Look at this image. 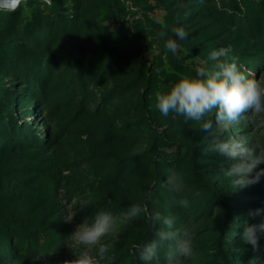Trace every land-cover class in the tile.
<instances>
[{"label":"rangeland","instance_id":"rangeland-1","mask_svg":"<svg viewBox=\"0 0 264 264\" xmlns=\"http://www.w3.org/2000/svg\"><path fill=\"white\" fill-rule=\"evenodd\" d=\"M18 9L0 7V264L59 256L56 264H65L83 251L70 236L85 219L144 203L174 217L175 228L191 227L195 255L184 264H224L222 250L233 264H264V232L256 251L242 240L246 225L264 223V176L235 189L225 175L233 161L210 150L203 121L156 106V93L180 78L216 70L225 58L209 54L219 47L231 46L227 59L237 57L239 71L264 84V0H27ZM177 27L188 36L173 54L165 44ZM215 111L204 120L217 138L264 153V112L225 128ZM4 140L20 146L5 150ZM170 171L183 178L186 208L173 203ZM224 222L232 228L220 244ZM153 239L141 215L102 240L111 261L96 248L90 255L98 264H167L170 242L158 250L162 258L139 259L135 246Z\"/></svg>","mask_w":264,"mask_h":264},{"label":"clouds","instance_id":"clouds-1","mask_svg":"<svg viewBox=\"0 0 264 264\" xmlns=\"http://www.w3.org/2000/svg\"><path fill=\"white\" fill-rule=\"evenodd\" d=\"M51 3V0H45ZM172 32L176 39H167L165 47L176 54L179 49V41L187 39L188 34L183 28H173ZM166 30L157 33L158 38H164ZM231 46L219 47L209 54V59L222 62L216 65V70L199 68L195 78L184 76L174 83L167 93H156L157 108L162 115L167 116L170 112L182 116L185 122L203 121L201 130L214 137L211 151L233 161L225 170V175L231 177V183L235 189H243L259 182L264 176V169L254 173L258 165L264 163V153L257 154V146L249 145L244 141H226L216 137L213 130L212 120L204 118L215 109V123L219 127H229L241 122L248 112L260 114L264 112V84L256 79H251L241 73L238 69L237 57H229ZM246 118V117H245ZM169 190L175 193L173 203L179 207H188L189 201L182 195L184 182L180 174L169 172L166 180ZM151 198L152 193L149 192ZM86 200L80 201V207H87ZM261 209L250 212L251 216L261 213ZM141 215L149 222L150 230L154 231L156 239L143 245H136L139 259L152 261L157 258L158 250L168 243L165 258L167 264H184L195 255L191 227L175 228V218L162 216L159 211L149 210L147 203L132 204L119 215L110 211L100 210L89 222L78 225L71 234V239L77 247L83 248L79 256L65 264H98V261L90 255L92 249L96 248L100 260L111 261L113 257L108 256L111 245L102 243L107 236H115L119 230ZM72 220V219H71ZM71 220L67 221L70 222ZM162 224L164 229L157 230V225ZM258 232H264V223L259 225H246L243 230L242 240L250 244L254 251L258 250Z\"/></svg>","mask_w":264,"mask_h":264},{"label":"trees","instance_id":"trees-1","mask_svg":"<svg viewBox=\"0 0 264 264\" xmlns=\"http://www.w3.org/2000/svg\"><path fill=\"white\" fill-rule=\"evenodd\" d=\"M20 11V9H17V10H15V11H11L10 13H17V12H19ZM3 114L6 116V115H10V116H14L13 114H11V113H9V112H7V111H4L3 112ZM13 119H14V117H13ZM5 141V143H3L2 145H3V148H5V150L6 149H10V147H13V146H15V147H19L20 146V144H18V145H12V144H10L9 142H7V140H4ZM207 142H209L210 144H213V142H214V138H211L209 141H207ZM194 162H195V160H193ZM114 173V172H113ZM110 179H112V178H110ZM109 179V180H110ZM160 182V181H159ZM210 190H211V192L213 193V195L214 196H218V198L221 200V202L220 203H222L224 206H226L227 205V201H226V199H224L223 197H222V195H221V190L217 187V185L216 184H212V183H208V184H205ZM157 187H159V185L157 186ZM259 225V224H258ZM232 228V225H231V223H223L221 226H220V229H221V238L219 239V243L220 244H222L224 241H223V239L222 238H225L224 236L226 235V234H228L229 233V231H230V229ZM221 254H222V258H223V261H224V264H233L232 263V261H231V259H230V257H229V255H228V253L226 252V251H221ZM163 256L162 255H159L158 256V258H162ZM60 259V256L57 258V260H55V259H51V263L52 264H56V263H58V260ZM134 259V263L133 264H139L137 261V259L136 258H133Z\"/></svg>","mask_w":264,"mask_h":264},{"label":"built area","instance_id":"built-area-1","mask_svg":"<svg viewBox=\"0 0 264 264\" xmlns=\"http://www.w3.org/2000/svg\"><path fill=\"white\" fill-rule=\"evenodd\" d=\"M20 1L21 0H19L17 3H13V4H11V5H8L7 4V2H8V0H0V7L2 8H8V9H11V11L12 10H16V9H18V7H19V4H22L23 2H26V1H22L21 3H20ZM6 6V7H5Z\"/></svg>","mask_w":264,"mask_h":264},{"label":"bare ground","instance_id":"bare-ground-1","mask_svg":"<svg viewBox=\"0 0 264 264\" xmlns=\"http://www.w3.org/2000/svg\"><path fill=\"white\" fill-rule=\"evenodd\" d=\"M19 0H8V2H7V4L8 5H11V4H13V3H17ZM22 1H27V0H21L20 1V3L22 2ZM20 5V4H19ZM6 7V6H5Z\"/></svg>","mask_w":264,"mask_h":264}]
</instances>
